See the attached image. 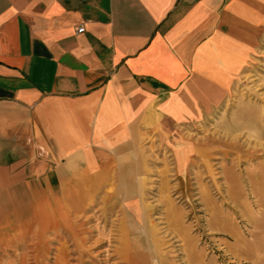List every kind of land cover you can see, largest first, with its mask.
<instances>
[{
  "label": "crops",
  "instance_id": "obj_1",
  "mask_svg": "<svg viewBox=\"0 0 264 264\" xmlns=\"http://www.w3.org/2000/svg\"><path fill=\"white\" fill-rule=\"evenodd\" d=\"M262 42L264 0H0V188L119 198L135 229L154 186L187 264H222L166 197L168 173L185 185L198 170L188 128L226 106ZM209 218L233 236L231 264H264L229 214L213 204Z\"/></svg>",
  "mask_w": 264,
  "mask_h": 264
},
{
  "label": "rangeland",
  "instance_id": "obj_2",
  "mask_svg": "<svg viewBox=\"0 0 264 264\" xmlns=\"http://www.w3.org/2000/svg\"><path fill=\"white\" fill-rule=\"evenodd\" d=\"M258 46L261 52L247 60L226 106L188 128L187 141L200 143L198 170H189L185 185L168 173L165 191L182 209L195 245L222 264H231L226 247L233 236L209 229L213 204L229 214L243 238L253 239L258 259L264 253V42ZM144 189L140 204L148 218L144 228L134 229L119 198H59L38 187L30 186L27 195L20 187L0 188L5 191L0 193V264H187L181 238L154 198L156 188ZM234 198L247 199L251 217L241 216L230 202ZM204 200L212 203L209 209ZM223 251L224 258L218 253Z\"/></svg>",
  "mask_w": 264,
  "mask_h": 264
},
{
  "label": "built area",
  "instance_id": "obj_3",
  "mask_svg": "<svg viewBox=\"0 0 264 264\" xmlns=\"http://www.w3.org/2000/svg\"><path fill=\"white\" fill-rule=\"evenodd\" d=\"M83 31V28L82 27H79L76 29V33H81Z\"/></svg>",
  "mask_w": 264,
  "mask_h": 264
}]
</instances>
